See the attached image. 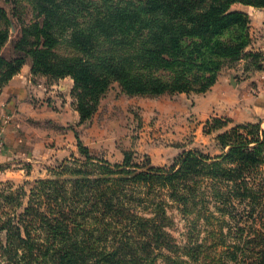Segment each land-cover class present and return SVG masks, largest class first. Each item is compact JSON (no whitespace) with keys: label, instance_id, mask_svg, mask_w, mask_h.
<instances>
[{"label":"trees","instance_id":"1","mask_svg":"<svg viewBox=\"0 0 264 264\" xmlns=\"http://www.w3.org/2000/svg\"><path fill=\"white\" fill-rule=\"evenodd\" d=\"M4 1L14 16L26 3L33 17L21 21L16 54L4 57L13 21L0 0V91L29 59L31 73L49 83L72 79L79 123L94 116L114 83L128 96L204 93L235 62L263 67V52L250 48L249 14L232 6L262 9L264 0ZM230 124L223 117L204 123L206 133L217 132L219 153L182 149L169 166L136 162L128 151L111 162L75 134L76 152L49 169L52 177L28 193L10 183L0 188V258L264 264V128L260 121ZM170 204L195 226L210 227L212 242L178 252L168 231Z\"/></svg>","mask_w":264,"mask_h":264},{"label":"rangeland","instance_id":"2","mask_svg":"<svg viewBox=\"0 0 264 264\" xmlns=\"http://www.w3.org/2000/svg\"><path fill=\"white\" fill-rule=\"evenodd\" d=\"M1 5L13 21L10 39L1 51L4 57L10 58L16 54L13 45L19 36L21 21L28 22L33 13L24 2L19 16H14L16 8L12 3L1 0ZM243 6L249 5L236 3L232 9L243 10ZM259 18L264 19V16H257V21ZM257 21L250 25L254 40L263 36ZM242 62L246 72L256 69L243 59L223 71L236 70ZM25 64L30 65V60ZM43 81L46 89L41 97L48 103L43 114L15 116L7 124L0 123V188L11 184L12 188L22 186L28 193L37 180L52 177L49 169L76 152L75 134L93 154L111 162H121L127 151L136 162L149 158L158 166H169L182 149L199 148L211 155L219 153L214 141L217 132L206 133V126H201L194 118L190 98L128 96L114 83L100 99L94 116L78 123L74 118L73 98L64 88L50 87L47 78ZM32 100L37 102L38 98L32 97ZM167 212L173 220L168 231L174 242L182 246L178 252H188L185 247L200 239L205 245L212 242V229L204 227L202 221L195 226L174 204L168 206ZM2 260L0 258V264H4Z\"/></svg>","mask_w":264,"mask_h":264},{"label":"crops","instance_id":"3","mask_svg":"<svg viewBox=\"0 0 264 264\" xmlns=\"http://www.w3.org/2000/svg\"><path fill=\"white\" fill-rule=\"evenodd\" d=\"M235 5V4H234ZM240 8V7H239ZM250 17V25L256 24L257 16H264V8L243 6ZM263 36L252 41L253 50H260L264 56V19L257 21ZM252 29V27H251ZM253 30V29H252ZM246 72L244 62L231 71H221L214 85L204 93H175L162 95L184 96L193 101L191 113L202 126L211 117L229 118L232 123L260 121L264 128V60L261 69ZM31 73L30 65L24 64L0 91V123L7 124L15 116L25 114L40 116L48 106L42 96L45 82ZM50 87L64 88L71 96L72 79L64 77L50 83ZM159 95V96H162ZM32 97L38 98L37 102ZM142 97V96H140ZM158 97V96H154ZM40 98V99H39ZM74 118L79 123L78 112L73 109ZM9 116V120H5Z\"/></svg>","mask_w":264,"mask_h":264},{"label":"built area","instance_id":"4","mask_svg":"<svg viewBox=\"0 0 264 264\" xmlns=\"http://www.w3.org/2000/svg\"><path fill=\"white\" fill-rule=\"evenodd\" d=\"M5 120H6V121L9 120V116H6Z\"/></svg>","mask_w":264,"mask_h":264}]
</instances>
